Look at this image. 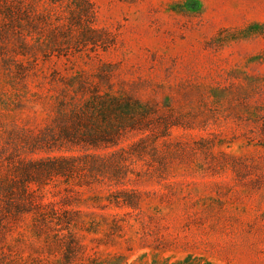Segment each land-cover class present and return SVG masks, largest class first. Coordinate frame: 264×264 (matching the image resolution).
Wrapping results in <instances>:
<instances>
[{
	"label": "rangeland",
	"instance_id": "374dc122",
	"mask_svg": "<svg viewBox=\"0 0 264 264\" xmlns=\"http://www.w3.org/2000/svg\"><path fill=\"white\" fill-rule=\"evenodd\" d=\"M0 4V264H264V0Z\"/></svg>",
	"mask_w": 264,
	"mask_h": 264
},
{
	"label": "trees",
	"instance_id": "16d2710c",
	"mask_svg": "<svg viewBox=\"0 0 264 264\" xmlns=\"http://www.w3.org/2000/svg\"><path fill=\"white\" fill-rule=\"evenodd\" d=\"M1 5V4H0ZM10 7H8L9 9ZM9 10H6L4 14H7L8 16L10 15L9 13ZM75 17L71 18L70 19V22L74 25L76 24V15H74ZM112 101H111V100ZM109 100L105 101L104 102V105L109 102V107H104V109H108L110 113H113L114 111V107L118 106L119 105V98L117 96H112L110 97ZM93 108H94V105H93ZM73 122L76 120V111L73 112ZM118 121L115 123V125L113 124L112 121H109L108 123V127L110 128L109 130L105 131L102 135H109L110 131H113L115 129H117L118 127ZM75 128V127H74ZM64 135H68L71 134V131L70 130H64L63 131ZM111 138L112 137V133H111ZM90 144L92 147H97L98 143H97V136L96 135H91L90 138ZM107 145L105 146H113V145H116V140H113V141H106ZM42 163V162H41ZM74 163H76V156L74 157H66V156H63V157H57L53 160H50L49 162L45 163L42 168L38 169L39 166L37 164V169H36V172H45L47 174V176H58V175H67L68 172L72 171V168H74ZM33 172H30V170H24L23 171V174L21 176H23L24 180H23V183H21V186L19 187L21 189L22 192H20L23 196L26 194H28V191H27V187H28V184L31 183V182H38L37 179H34L33 177ZM22 178V179H23ZM5 183H0V197H5L7 201H5V204L6 205V208H11V207H15V209H17L18 211H20V207L23 206L24 207V204H23V201L20 203H11L12 199L16 200V195L13 194L14 192V188H18V183L14 182L12 184H7V185H4ZM17 205V206H16Z\"/></svg>",
	"mask_w": 264,
	"mask_h": 264
}]
</instances>
